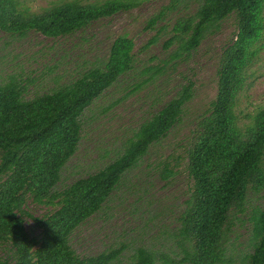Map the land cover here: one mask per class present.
<instances>
[{
  "label": "trees",
  "instance_id": "obj_1",
  "mask_svg": "<svg viewBox=\"0 0 264 264\" xmlns=\"http://www.w3.org/2000/svg\"><path fill=\"white\" fill-rule=\"evenodd\" d=\"M139 6L134 0H65L33 12L21 0H0V30L25 37L37 32L60 39L81 32L101 19L127 13ZM178 12L164 49L171 60L186 59L204 38L230 16L237 33L220 53L217 90L209 109L195 123L186 142V171L190 179L187 200L174 232L185 264H225L226 239L247 215L250 193H264V105L253 114L238 113L247 73L262 48L264 0H171L161 16ZM157 23V20L154 24ZM136 43L118 37L103 65L88 68L71 83L33 99L25 98L22 78L10 75L0 83V264H118L124 249H107L79 257L70 246L73 232L98 213L117 190L125 174L134 169L149 149L181 120L193 97V82L182 84L175 96L133 136L123 142L116 158L103 167L57 190L62 171L78 151L81 118L121 77L136 69ZM148 75L137 89L160 75ZM162 178L173 171L168 165ZM50 207L33 216L28 203ZM39 231L33 236L26 220ZM251 225V252L246 264H264V204L247 217ZM134 264H157L154 253L136 249ZM166 259L165 263H174Z\"/></svg>",
  "mask_w": 264,
  "mask_h": 264
},
{
  "label": "rangeland",
  "instance_id": "obj_2",
  "mask_svg": "<svg viewBox=\"0 0 264 264\" xmlns=\"http://www.w3.org/2000/svg\"><path fill=\"white\" fill-rule=\"evenodd\" d=\"M25 8L39 12L54 2L65 0H21ZM89 4L96 1L86 0ZM139 6L127 13L92 23L87 29L60 39H49L37 32L25 37L9 36L0 30V83L10 75L22 78L27 86L25 98L33 99L52 89L71 83L88 68L103 65L110 46L120 36L135 43L136 69L124 75L96 100L81 118L78 151L62 171L57 186L62 191L76 179L94 173L113 161L123 142L164 104L182 84L193 82V97L183 110L178 124L154 144L138 165L129 170L102 209L82 223L71 235L70 246L79 257L95 256L107 249H124L118 264H134L138 248L155 254L157 264L182 263L174 232L187 200L190 179L186 171L185 147L196 121L206 113L216 96L220 53L237 33V21L228 17L209 33L186 59L171 60V49L164 42L178 12L161 16L171 0H134ZM157 20V23L154 22ZM162 72L137 89L148 77L142 72L151 67ZM264 105V37L262 48L247 73L240 94L239 115L246 117ZM173 171L162 178L165 166ZM264 204V193H250L247 215L242 217L226 239L225 264H246L252 250L251 225L247 217ZM28 211L41 217L50 207L31 201ZM33 236L39 231L26 220ZM8 250L0 247V255Z\"/></svg>",
  "mask_w": 264,
  "mask_h": 264
},
{
  "label": "clouds",
  "instance_id": "obj_3",
  "mask_svg": "<svg viewBox=\"0 0 264 264\" xmlns=\"http://www.w3.org/2000/svg\"><path fill=\"white\" fill-rule=\"evenodd\" d=\"M29 259L31 261V264H37V258L36 257L30 256Z\"/></svg>",
  "mask_w": 264,
  "mask_h": 264
}]
</instances>
